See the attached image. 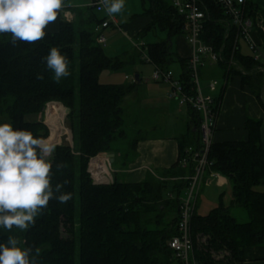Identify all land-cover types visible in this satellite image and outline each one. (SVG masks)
Wrapping results in <instances>:
<instances>
[{"label": "trees", "instance_id": "trees-1", "mask_svg": "<svg viewBox=\"0 0 264 264\" xmlns=\"http://www.w3.org/2000/svg\"><path fill=\"white\" fill-rule=\"evenodd\" d=\"M66 3L63 0V5ZM247 7L264 22L263 10L252 2H247ZM210 8L204 38L220 54L217 67L225 78L239 76L242 85L250 88L264 108V69L257 68L249 51L244 54L240 46L234 50L232 32L220 11L212 5ZM97 13L88 6L75 21H61L58 32L45 33L31 43L17 41L13 45L10 34H0V117L5 116L14 128L29 130L45 140L49 132L41 119L43 110L50 102H60L69 109L67 120L74 140L73 148L62 142L50 159L51 185L55 189L60 184L59 192L41 209V217L31 227L25 231L14 228L15 238L33 254L39 249L36 264H181L168 243L177 235L179 197L187 182L171 184L167 179L181 176L180 170L168 171L160 178L149 175L136 184L113 177L107 185L94 184L88 172L89 161L100 153L114 154L113 167L120 161L123 167L136 146V139L126 131L124 112L126 98L136 82L99 81L102 71L122 68L128 54L110 58L103 53L98 36L104 30L100 26L105 17L97 18ZM145 14L152 21L140 36L155 27L168 36L146 45L143 61L161 70L178 61L182 68L180 79L190 85L187 60L177 58L171 48V38L180 34L181 23L169 2L150 0ZM51 47H57L68 61L69 75L59 82L52 79L53 73L42 59ZM214 103L219 107L218 98ZM186 109L190 128L179 138L178 160L173 168L188 159L190 175L194 168L190 158L200 148L201 116L190 107ZM260 125L258 120L247 119L246 141L212 143L210 147L211 170L230 183L231 201L229 206L219 203L204 216L194 212L193 264H249L245 249L264 243V190H257L264 189ZM167 188L174 198L165 194ZM61 193H70L71 198L61 204L55 199ZM235 208L245 211L246 222H238L231 214Z\"/></svg>", "mask_w": 264, "mask_h": 264}, {"label": "crops", "instance_id": "crops-1", "mask_svg": "<svg viewBox=\"0 0 264 264\" xmlns=\"http://www.w3.org/2000/svg\"><path fill=\"white\" fill-rule=\"evenodd\" d=\"M71 1L72 0H67V3L63 5L61 10L59 11L57 19L46 26V34L58 32L61 21H75L80 17L81 14H85L86 8L88 7V0H80L74 5H71ZM148 2L150 7V0H148ZM247 2L254 3L260 10L264 11V0H247ZM149 7L145 9L143 7L142 0L141 15H133L130 21L122 26H119L118 21L114 18L116 21V26H112L107 29L123 28L126 30V33L130 37H141L140 34L145 30L147 26L150 25L152 21L150 16L145 14V12L148 11ZM100 14H102L101 17L97 18L101 19L105 17V13ZM262 30H264V28L258 30L253 34V39L259 46L260 51L262 50L261 48L264 47V34L262 33ZM101 32H103V30H101ZM184 43L186 47L184 48V53L182 55H178L176 51H172L177 58L187 60L190 56L191 49L186 41ZM246 49L247 51H249L247 47ZM123 54H128L124 57V66L144 62L143 57L141 59V53L136 48L132 52H125L117 57L121 58ZM181 74L178 79H180ZM200 77L208 80V82L213 79L222 80L221 86L217 85V88L214 92H210L208 88V95H211L213 98H218L219 106V112L215 121V129L212 142L229 143L246 141L248 139V132L245 129V122L247 119H253L261 122L259 129L260 144L261 148L264 151V108L252 93L250 88L242 85L241 78L239 76H230L229 78H225L215 64H207L202 67V69L199 70V79ZM133 81L136 82L135 88L133 92L126 98L124 112L126 120L127 115L129 114L130 119H128V121L130 120L131 126L128 127L130 132L133 133L132 136L129 135V137L136 139V146L134 149V153L123 161V167H120L122 165V162L119 158L120 163H118L116 167H114L113 177L116 181L119 182H123L126 184H136L143 182L149 175L160 178L161 176H165V174H168V171L170 172L171 170H180L182 173L181 176H178L174 179H167L171 184L173 182H182L183 178L188 176L187 168L181 165L176 168L173 167L177 164L178 160L179 138L187 134L188 128H190L187 115L188 111L186 108H179L175 102L169 100L167 98V94L166 98L160 97L158 90H153L151 89L152 87L149 90L150 95L152 97H155V100L156 98L159 99L156 100L157 105L152 106L151 104H147L151 101V98L149 97L150 95L147 96V93L145 92V86H147L146 84H148V81H142V79L140 78V74H138L137 72H134L133 77L124 76L125 83L130 84ZM151 82L157 83L152 79ZM165 99H167L169 103H171L177 109H185L186 111L184 116L178 120V127L176 126L177 131L171 134L170 132L165 131V118L168 114V111L171 110V106L170 104H168V106L158 104L161 100L164 101ZM0 120L8 122L5 116L0 117ZM192 133H196V130L193 129ZM45 141L48 143L52 142H49L48 138L45 139ZM215 174L218 173L213 172L212 170H209L205 173L199 187V193L202 184H209ZM228 184L230 186V197L228 203H226L225 205L223 204L224 206H229L231 201V185L229 182ZM182 194L183 192L180 194V197L182 196ZM174 196L175 195L173 193H169L168 195L169 198H174ZM197 201L195 206V213L197 208ZM219 202L220 200H218L217 204L213 208L217 207ZM213 208L209 209V211H211ZM208 212L203 215L197 213L196 214L199 216H204L208 214ZM41 214L42 211L40 210L39 214L34 217V221L38 220L41 217ZM9 236H13L15 238L14 228L11 231L0 230V242L6 244ZM244 256L249 264H264V243L259 247L246 248L244 251Z\"/></svg>", "mask_w": 264, "mask_h": 264}, {"label": "clouds", "instance_id": "clouds-1", "mask_svg": "<svg viewBox=\"0 0 264 264\" xmlns=\"http://www.w3.org/2000/svg\"><path fill=\"white\" fill-rule=\"evenodd\" d=\"M111 16L124 8L125 0H101ZM63 0H0V34H10V42H34L45 36L46 26L57 19ZM52 79L67 77L68 61L57 47H51L42 58ZM41 78V77H37ZM54 144L26 129L14 128L12 122L0 120V230L25 231L34 217L46 208L61 185H51ZM71 198L61 193L55 199L63 204ZM39 249L24 247L9 236L0 242V264H36Z\"/></svg>", "mask_w": 264, "mask_h": 264}, {"label": "built area", "instance_id": "built-area-1", "mask_svg": "<svg viewBox=\"0 0 264 264\" xmlns=\"http://www.w3.org/2000/svg\"><path fill=\"white\" fill-rule=\"evenodd\" d=\"M91 8L98 13H105V20L100 29H106L110 26H116V21L110 17L104 10L101 0H90ZM168 1L174 14L180 20V34L185 36V40L190 46L191 53L186 61L188 74L191 79L190 85H185L181 79H175L172 73L166 69L161 70L154 67L152 80L155 82L166 83L170 87L167 98L177 104L179 108L190 107L201 116L199 124L200 148L193 153L190 160L194 163L192 174L183 178L187 186L179 198V218L177 221V235L168 243V247L174 253V256L181 264H193L190 256L193 252V242L191 234V219L195 212L196 201L199 193V187L205 173L211 170L213 165L209 160V151L212 145V139L215 129V121L219 108L215 106L214 98L211 95L204 96L199 86V68L207 64H217L220 62V54L211 44L205 42V31L210 16V5L218 9L222 15V20L232 32L234 38V50L239 48V41H243L254 61L258 63V69H264V54L253 39V30L264 28L263 19L260 16L254 17L248 12L247 0H163ZM227 37L228 34L226 33ZM104 36H98V42H104ZM135 48L142 53V46L136 45ZM143 58H146L145 53ZM146 60V59H145ZM192 84V86H191ZM218 82L213 79L209 82L210 92H214ZM190 86V87H189ZM190 151V149H188ZM108 159H104V161ZM100 162V161H99ZM98 162V163H99ZM103 162V160H102ZM189 160L184 159L181 166L187 167ZM96 169V167H95ZM90 173V171H89ZM91 178L94 184L107 185L113 179L109 180L106 173L105 180H100L97 173H92Z\"/></svg>", "mask_w": 264, "mask_h": 264}, {"label": "rangeland", "instance_id": "rangeland-1", "mask_svg": "<svg viewBox=\"0 0 264 264\" xmlns=\"http://www.w3.org/2000/svg\"><path fill=\"white\" fill-rule=\"evenodd\" d=\"M80 0H72L71 5H74L75 3L79 2ZM88 5L90 4V0L87 1ZM143 7L146 9L149 7L148 0H143ZM142 14V0H125L124 8L122 11L118 14H113L110 17L115 18L118 21V25L122 26L130 21L133 15H141ZM102 14L97 13V17H101ZM258 30H253L252 35L256 33ZM264 34V30H262ZM105 41L100 43L102 47L103 53L110 58L120 56L122 53L125 52H132L135 50V46H142V53H141V59L143 57V54L145 53L146 45L156 43L157 41H162L167 39V32L164 30H161L159 27H155L154 29L146 31V33L141 37H130L125 29H104L102 32ZM185 36L183 34L174 35L171 38V44H172V50L178 54L182 55L184 53V48L186 47L184 44L185 42ZM239 46L244 54H247L248 51L246 49V45L243 41H239ZM262 54H264V47L261 48ZM202 68H199V70ZM168 70L172 73L173 77L175 79H178L181 74V67L178 61H174L169 64ZM134 72H137L140 74V78L142 81H148L147 86H145V92L147 93V96L150 95V88L155 90H158L159 96L166 98V94L170 91V87L163 82H157L153 83L151 82L152 75L154 73V65L152 63H136L134 65L124 66L118 70L115 71H102V73L99 76L100 83L103 84H123L124 82V76L126 77H133ZM218 85L221 86L222 80H217ZM208 80L203 79L200 77L199 79V86L201 88L202 94L204 96H207L209 94L208 92ZM151 98V101L147 104H151L152 106L157 105L156 100L159 98L149 96ZM52 103V104H50ZM48 103L42 113V121L47 126L49 135L48 139L49 142L54 143L55 148L62 144V142H65L69 144L71 148L74 146V140L72 132L69 128V122L67 120L69 109L65 107L60 102H50ZM159 105L168 106L170 104L171 110L168 111V114L165 118V126L166 132L175 133L177 131L176 126L178 127V120L182 118L185 114V109H177L175 106H173L167 99L164 101H160L158 103ZM67 110V111H66ZM129 114L127 115L126 120V131L127 133L132 136V132H129V127L131 126L130 120L128 121ZM54 120V121H52ZM56 127V132L53 131V126ZM59 132V133H58ZM54 134V136H53ZM56 134V135H55ZM54 148V149H55ZM53 154V153H52ZM49 157L51 159L52 157ZM98 156V155H97ZM94 157L89 161L88 164V172L90 171V177L93 173L95 175V167L97 165V162H99L98 167L103 166L105 168V173L108 176L109 180L111 178L113 179L114 175V167L112 164H110L108 161H104V159H100L98 157ZM103 160V162H102ZM92 179V178H91ZM222 179V181H221ZM93 181V180H92ZM112 183V181H111ZM258 191H263V188H257ZM171 192L170 188H167L165 190V194H169ZM230 197V186L228 184V180L223 177L220 174H215L213 178L211 179L209 184L201 186V190L199 193L198 201H197V208L196 213L203 215L209 211V209L213 208L218 200H220L219 203L226 204L229 201ZM232 215L235 217V219L240 222H246L247 221V215L244 210L241 208H235L232 210ZM204 240V239H203ZM191 260H193V253L190 256Z\"/></svg>", "mask_w": 264, "mask_h": 264}, {"label": "water", "instance_id": "water-1", "mask_svg": "<svg viewBox=\"0 0 264 264\" xmlns=\"http://www.w3.org/2000/svg\"><path fill=\"white\" fill-rule=\"evenodd\" d=\"M97 157L100 158V159H108L110 164H112L113 160H114L113 159L114 158L113 154L100 153V154H98ZM97 185H99V184H97Z\"/></svg>", "mask_w": 264, "mask_h": 264}, {"label": "bare ground", "instance_id": "bare-ground-1", "mask_svg": "<svg viewBox=\"0 0 264 264\" xmlns=\"http://www.w3.org/2000/svg\"><path fill=\"white\" fill-rule=\"evenodd\" d=\"M98 162H97V165H96V170H95V173H97L98 175H99V177L101 176V175H104L105 174V168L103 167V166H99L98 167ZM100 180H105V176H101L100 177Z\"/></svg>", "mask_w": 264, "mask_h": 264}]
</instances>
